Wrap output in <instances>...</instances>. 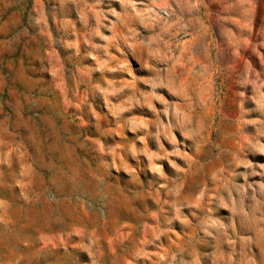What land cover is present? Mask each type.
Returning a JSON list of instances; mask_svg holds the SVG:
<instances>
[{
    "label": "rangeland",
    "instance_id": "rangeland-1",
    "mask_svg": "<svg viewBox=\"0 0 264 264\" xmlns=\"http://www.w3.org/2000/svg\"><path fill=\"white\" fill-rule=\"evenodd\" d=\"M0 264H264V0H0Z\"/></svg>",
    "mask_w": 264,
    "mask_h": 264
}]
</instances>
